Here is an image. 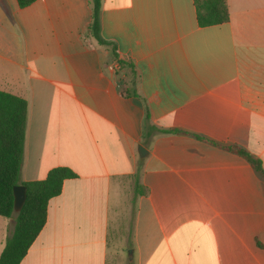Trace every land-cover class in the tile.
Returning a JSON list of instances; mask_svg holds the SVG:
<instances>
[{"label": "crops", "instance_id": "crops-1", "mask_svg": "<svg viewBox=\"0 0 264 264\" xmlns=\"http://www.w3.org/2000/svg\"><path fill=\"white\" fill-rule=\"evenodd\" d=\"M226 3L199 25L193 0H100L102 44L90 0H0V88L27 100L20 180L77 173L18 264H107L119 237L131 264H264V180L205 139L264 167V0Z\"/></svg>", "mask_w": 264, "mask_h": 264}, {"label": "trees", "instance_id": "trees-1", "mask_svg": "<svg viewBox=\"0 0 264 264\" xmlns=\"http://www.w3.org/2000/svg\"><path fill=\"white\" fill-rule=\"evenodd\" d=\"M16 1L22 7L34 0ZM193 2L199 25L219 23L229 18L226 0H193ZM90 4L89 35L99 43L110 44L99 34L100 0H90ZM122 63L123 61L119 60L120 66H124L121 65ZM131 66L130 64L132 76ZM129 76L130 74H125L126 84L128 78L130 79ZM26 122V98L0 88V215L13 216L12 230L5 238L0 251V264L19 263L45 223L48 200L60 193L64 179L77 176V173L69 166L57 165L51 167L43 178L20 180ZM148 128L157 129L155 126L147 124ZM205 139L244 157L264 180V167L260 158L252 155L240 145L234 143L222 145L211 139ZM17 183L25 185L26 197L20 210L14 213L12 188Z\"/></svg>", "mask_w": 264, "mask_h": 264}, {"label": "rangeland", "instance_id": "rangeland-1", "mask_svg": "<svg viewBox=\"0 0 264 264\" xmlns=\"http://www.w3.org/2000/svg\"><path fill=\"white\" fill-rule=\"evenodd\" d=\"M4 39L7 41V44H9L11 47H14V42H15V37L13 32L6 33L4 36ZM4 64H0V77L4 75L5 71H3V66ZM127 72L129 73L130 70L127 69ZM16 211H14L15 213ZM0 224L3 225V230L5 229L6 232V237L9 235V233L12 230L13 227V216L11 217H6L0 215ZM5 237V238H6ZM123 237H119L115 241L109 243V248H108V255H107V264H131L128 261L127 258V253H126V248L127 245L123 242Z\"/></svg>", "mask_w": 264, "mask_h": 264}, {"label": "water", "instance_id": "water-1", "mask_svg": "<svg viewBox=\"0 0 264 264\" xmlns=\"http://www.w3.org/2000/svg\"><path fill=\"white\" fill-rule=\"evenodd\" d=\"M138 152L142 155V146L137 147ZM13 193V210L19 211L26 197V188L22 183H17L12 188Z\"/></svg>", "mask_w": 264, "mask_h": 264}]
</instances>
